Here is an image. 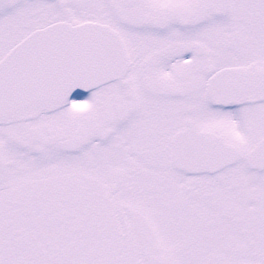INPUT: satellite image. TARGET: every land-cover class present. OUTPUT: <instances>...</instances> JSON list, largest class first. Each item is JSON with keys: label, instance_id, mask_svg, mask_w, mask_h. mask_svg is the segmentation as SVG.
<instances>
[{"label": "snow or ice", "instance_id": "obj_1", "mask_svg": "<svg viewBox=\"0 0 264 264\" xmlns=\"http://www.w3.org/2000/svg\"><path fill=\"white\" fill-rule=\"evenodd\" d=\"M0 264H264V0H0Z\"/></svg>", "mask_w": 264, "mask_h": 264}, {"label": "flooded vegetation", "instance_id": "obj_2", "mask_svg": "<svg viewBox=\"0 0 264 264\" xmlns=\"http://www.w3.org/2000/svg\"><path fill=\"white\" fill-rule=\"evenodd\" d=\"M87 95H88V93L84 92L83 90L76 91L73 93V97H76V98H86Z\"/></svg>", "mask_w": 264, "mask_h": 264}, {"label": "water", "instance_id": "obj_3", "mask_svg": "<svg viewBox=\"0 0 264 264\" xmlns=\"http://www.w3.org/2000/svg\"><path fill=\"white\" fill-rule=\"evenodd\" d=\"M76 91H80V89H77Z\"/></svg>", "mask_w": 264, "mask_h": 264}]
</instances>
